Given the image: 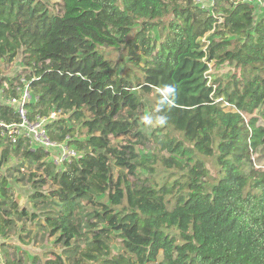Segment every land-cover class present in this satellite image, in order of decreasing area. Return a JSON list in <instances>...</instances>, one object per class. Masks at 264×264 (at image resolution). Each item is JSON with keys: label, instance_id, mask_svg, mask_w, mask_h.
Masks as SVG:
<instances>
[{"label": "trees", "instance_id": "1", "mask_svg": "<svg viewBox=\"0 0 264 264\" xmlns=\"http://www.w3.org/2000/svg\"><path fill=\"white\" fill-rule=\"evenodd\" d=\"M257 1L60 0L56 8L0 0V59L20 51L30 68L26 117L68 114L46 123L48 137L78 152L58 167L49 150L30 149L22 135L12 143L0 126V167L9 154L20 162L8 176L35 165L28 181L39 211L19 208L0 172V237L41 216L44 233L57 234L67 253L44 264H264V168L254 163L264 159ZM211 62L239 68L240 78H209ZM21 76L0 79L8 83L5 124L21 120L5 101L18 96ZM144 108L164 118L149 134L140 129ZM119 136L126 141L114 144ZM148 142L153 152L141 155L136 146Z\"/></svg>", "mask_w": 264, "mask_h": 264}, {"label": "rangeland", "instance_id": "2", "mask_svg": "<svg viewBox=\"0 0 264 264\" xmlns=\"http://www.w3.org/2000/svg\"><path fill=\"white\" fill-rule=\"evenodd\" d=\"M60 0H49L50 3L54 4L56 8L59 6L57 5ZM200 5L205 6V1H199ZM211 6V4H210ZM255 8V15L257 18L264 16V0H261L260 2L257 1L254 3ZM201 42H208L209 41V34L206 33L203 37L200 38ZM113 56H118L119 51H115L112 54ZM30 68H26L23 63V57L22 54L19 53L16 55V57L12 61H6L5 59H0V79L2 80V76L4 77H15L16 74L20 73L22 74V77L24 75L29 74ZM209 78H219V81H223L226 83L228 79L233 80L236 78H240V69L237 67H234L233 65H229L228 63L222 64L220 67H216L213 62L209 63V70H208ZM25 75V76H26ZM217 80V79H216ZM4 82L6 84L7 81L3 80V86ZM25 82H27L25 80ZM2 85H0V93L2 89ZM31 98L32 94L29 90ZM151 95V94H150ZM1 97V96H0ZM220 99V98H219ZM264 106V105H263ZM68 114L56 112V118L58 117H67ZM145 117L150 118L151 122H145V124H141L140 129L146 133L149 134L151 130L156 127L160 122L153 117H151L147 109L144 108L142 111V122L145 121ZM261 123L262 121L259 120ZM75 122V121H74ZM78 135V133H75V137ZM127 137L125 136H119L117 138H113L114 144L118 143H124L126 141ZM143 147L141 144L137 145L136 148H138V152L143 155L148 154L149 152H153L154 144L153 143H147ZM143 149V150H142ZM58 148H52L49 151V156L47 159L54 160L58 156ZM19 155L9 154L8 159L3 165L0 167V172L3 174H6L8 176L7 169L14 167L17 165L18 162H20ZM205 161L207 167H209L211 174H215L216 168L213 164V161L210 157L206 156ZM255 165L256 167L264 168V159L263 158H256L255 159ZM58 167H61L62 164H57ZM25 169L21 170V173H15L14 175L8 176V181L11 184L12 192L14 197L17 199L18 206L23 207L25 206L28 212H39L37 209H35L32 206V188L31 184L28 181V173L29 172H37L35 169V165H32L30 168L24 167ZM13 172V171H12ZM114 173L116 174V170H114ZM146 174L143 173L142 177H145ZM21 178V179H16ZM50 188V181L48 184L44 185L42 187V190H47ZM46 191V192H47ZM47 210V209H45ZM44 210V211H45ZM40 224H43V221L39 217H36L34 220L30 219L28 217L22 218L21 221H17L15 227L12 229L10 234L7 238L0 237V264H7L6 258L9 259H15L20 258L21 264H44L45 258H55V254L61 255L66 257L67 253L62 249V246L60 243L55 244V236H48L47 233H44V230L40 227ZM112 248L116 250L118 248V244H112ZM7 254V255H6ZM7 256V257H6ZM162 255L159 254L158 260H161ZM64 264H70L68 260L65 261Z\"/></svg>", "mask_w": 264, "mask_h": 264}, {"label": "built area", "instance_id": "3", "mask_svg": "<svg viewBox=\"0 0 264 264\" xmlns=\"http://www.w3.org/2000/svg\"><path fill=\"white\" fill-rule=\"evenodd\" d=\"M198 1V0H197ZM200 2L202 0H199ZM208 4H212L214 0H203ZM209 2V3H208ZM23 85H16L15 89L18 92V96H10L4 98L7 103L13 104L16 112H18L21 120L19 123L5 124L0 122V126L5 127L8 130L10 141L15 143L17 137L24 136L29 144V148L34 150L36 148H44L51 150L52 148H58V156L54 159L56 164H62L65 161H70L74 156L78 154L77 150L68 146L64 141L55 142L49 139L46 123L56 118V111L52 110L47 115H36L33 120H29L26 117V111L24 104L30 100L31 95L29 92L28 81L21 76ZM25 80L27 82H25ZM3 98V97H1Z\"/></svg>", "mask_w": 264, "mask_h": 264}, {"label": "clouds", "instance_id": "4", "mask_svg": "<svg viewBox=\"0 0 264 264\" xmlns=\"http://www.w3.org/2000/svg\"><path fill=\"white\" fill-rule=\"evenodd\" d=\"M165 90L169 91V92H173L174 91V89H172L171 87H167ZM144 119H145V122H151L150 118H148V117H145ZM159 122L160 123H164V118H161Z\"/></svg>", "mask_w": 264, "mask_h": 264}]
</instances>
